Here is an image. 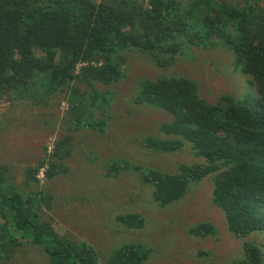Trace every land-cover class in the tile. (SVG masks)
I'll return each mask as SVG.
<instances>
[{
	"label": "trees",
	"instance_id": "1",
	"mask_svg": "<svg viewBox=\"0 0 264 264\" xmlns=\"http://www.w3.org/2000/svg\"><path fill=\"white\" fill-rule=\"evenodd\" d=\"M0 0V96L31 92L37 85L49 96L69 91L68 116L86 99L90 119L83 126L103 132L109 92L90 93L70 88L71 83L105 86L121 80L126 64L123 53L132 49L149 56L158 65L176 57L184 46L229 49L234 64L247 74L258 98L236 99L231 94L208 104L198 94L196 83L185 77H159L140 83L135 103L159 109L171 116L160 126L165 138L145 139L154 152H173L185 142L204 158V163L180 165L177 172L143 171L140 180L152 186L151 197L160 207L182 199L192 182L212 178V204L223 212L228 231L245 237L264 231V5L257 0L243 4L215 0ZM208 7L200 22L202 31L187 32L193 8ZM180 37L177 38L176 36ZM35 50L40 54L36 55ZM167 61V62H166ZM83 64V65H82ZM78 106V107H79ZM100 116H94V112ZM76 118H82L76 114ZM171 137L170 139H167ZM70 141L60 139L47 158L24 171L26 183L38 186L36 174L47 164L46 179L67 171L63 161L71 155ZM69 144V145H68ZM125 170L116 161L103 176H118ZM136 170V169H134ZM8 166L0 164V259H10L24 243L39 247L47 264H144L152 250L139 243L114 249L103 263L94 247L58 234L39 217L42 205L51 199L40 189L21 194L10 192ZM118 220L126 228H141L144 220L130 213ZM191 236H214L209 222H199ZM261 249L243 244V259L232 263L264 264Z\"/></svg>",
	"mask_w": 264,
	"mask_h": 264
},
{
	"label": "rangeland",
	"instance_id": "2",
	"mask_svg": "<svg viewBox=\"0 0 264 264\" xmlns=\"http://www.w3.org/2000/svg\"><path fill=\"white\" fill-rule=\"evenodd\" d=\"M190 1L184 0V7L188 8ZM215 1L243 4L246 0ZM257 1L264 5V0ZM207 10L205 5L191 10L187 32L202 31L200 18ZM123 54L126 64L121 80L108 86L94 83L92 89L84 83L70 84V88L81 92H109L103 132L83 126L87 120L98 119L86 118L85 98L79 106L80 98L71 96L77 113L68 116L69 91L49 96L37 85L31 92L11 95V101L0 96V164L8 166L6 184L10 192L27 194L42 190L51 203L49 207L41 206L40 219L49 222L61 236L94 247L100 263L127 243H139L152 250L144 264L232 263L243 259L246 242L261 249L264 261V231L234 236L227 229L223 212L212 204L213 174L190 183L186 195L165 208L153 201L152 186L140 180L143 171L174 173L180 165L204 163V158L196 155L188 142L173 152H154L144 146L149 137L165 138L160 126L169 122L171 116L135 103L142 81L185 77L196 83L202 99L213 104L226 94L240 100L258 98L250 77L235 66L232 52L221 44L213 49L184 46L172 59L159 56L169 61L165 66L135 49ZM76 114L82 118H76ZM94 116L99 117L100 112L95 111ZM65 137L71 146V155L63 161L67 171L46 179L48 166L44 164L36 174L38 186L27 184L25 169L49 157L55 144ZM113 161L125 166V170L118 176H103V170ZM41 168L44 175L38 178ZM130 213L143 218V227L129 229L118 220ZM199 222L213 224L216 234L189 235L188 229ZM0 264H47V259L39 247L24 243L10 259H0Z\"/></svg>",
	"mask_w": 264,
	"mask_h": 264
},
{
	"label": "built area",
	"instance_id": "3",
	"mask_svg": "<svg viewBox=\"0 0 264 264\" xmlns=\"http://www.w3.org/2000/svg\"><path fill=\"white\" fill-rule=\"evenodd\" d=\"M43 170H44L43 168L40 169V171H39V175L37 176L38 178L43 177V175H44V174H43Z\"/></svg>",
	"mask_w": 264,
	"mask_h": 264
}]
</instances>
